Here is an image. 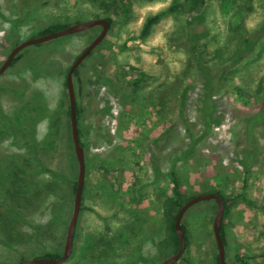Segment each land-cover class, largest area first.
<instances>
[{"label": "rangeland", "instance_id": "1", "mask_svg": "<svg viewBox=\"0 0 264 264\" xmlns=\"http://www.w3.org/2000/svg\"><path fill=\"white\" fill-rule=\"evenodd\" d=\"M39 1L0 0V66L15 46L53 23L114 18L73 75L86 180L74 250L62 264L165 260L158 244L168 235L164 200L174 194L172 172L187 196L218 189L231 200L226 263L264 264V31L251 47L240 45L248 30L264 26V0H210L195 13L169 11L147 36L146 19L168 10L172 0H130L128 13L119 16L114 7L104 10L102 3L112 0H47L32 7ZM239 11L246 15L245 32L229 24ZM193 18L212 54L206 72L187 47ZM101 31L98 25L29 45L0 74V264L63 254L79 174L66 145L72 125L65 80ZM126 62L147 73L141 87L117 81L118 65ZM208 75L218 78L210 128L203 106ZM216 213L215 199L186 211L188 242L175 264H219Z\"/></svg>", "mask_w": 264, "mask_h": 264}, {"label": "trees", "instance_id": "2", "mask_svg": "<svg viewBox=\"0 0 264 264\" xmlns=\"http://www.w3.org/2000/svg\"><path fill=\"white\" fill-rule=\"evenodd\" d=\"M209 1L210 0H172L171 6L169 7L168 10H163V11L154 13L146 19V21L144 22V25H143V32H142L143 36L149 35L151 32L152 26L154 24H156L161 19V17L164 14H166L167 12L171 11V12H175V13H189V14L195 13V12H198L203 7H205ZM46 2H47V0H40L38 3H34L32 7L44 5V4H46ZM102 4H103L104 10L106 12L110 11L112 9V7H114L116 10L115 14L118 16L120 15L121 12H123L124 14H127L128 11L130 10V0H121V1L112 0L110 2H103ZM105 18L110 22V28H111L113 23H114V18L113 17H105ZM229 24H230L231 29L235 28L236 30H243L244 32L247 31L246 30L247 27H246V15H245V13H243L242 11H239L237 13V16H235L234 19H231ZM67 26H69V25L63 24V23H58V22L53 23V24L47 26L44 30H42L38 36L43 35V34L56 32V31L61 30ZM187 28H188V35H187L186 41H187L188 50H189L191 56L193 57L194 61L198 65V67L202 71L206 72V71H208L209 63L212 61V54L210 53V51L208 49L209 43L206 40V32L204 30L199 29L197 18H193L192 20H189L188 24H187ZM263 31H264L263 25H261L260 28H256L254 31L248 30L245 33L244 38L242 37L243 39L242 40L240 39L241 41H243V43H241L240 45H244V46L248 45L249 47H251L252 44L255 41H257V39L260 37V35L263 33ZM14 60H13V62H14ZM78 68L75 69L74 75H76L78 73ZM69 69H68V71H69ZM146 76H147V73L145 71L140 70L135 65L127 63V62L119 64L117 71H116V78L118 79L117 81L121 82V84H123V85L133 86L134 88L135 87H141L146 81ZM100 80L108 82L112 86H115V87H117L119 85V84H112L111 81H109L110 79H105L103 77ZM217 82H218V78L216 75H213V76L208 75V77H205V80H204V89L208 93V95H207L208 99H207V101H204V103H203V106L205 108V110H204L205 111L204 121H205L206 125L208 126V128H210L212 125V122H213L212 118H213V112H214V105H213L212 100H211V92L213 91V88ZM65 85L67 86L66 80H65ZM187 90L188 89H186L184 91V95L187 94ZM185 104H186V98L183 99L182 114L185 110ZM67 114L70 117V107H68ZM76 118H77V122H78L80 141H81V144L83 145V147L86 149V145L82 140L83 132H82V129L80 126L81 110L79 109L78 106H76ZM256 120H257V117L250 118V123L247 124V126H246L248 136H249L248 139H249V143H250L248 145L249 149L246 151V155H245L246 157H248V155H247L248 153H251L249 151L251 150L250 148L253 146L252 145V143H253V135L252 134H253V129H254V125L256 123L255 122ZM165 136L166 135L162 134L160 137L155 139V144L157 143L159 145V138L165 139ZM66 145L68 146L69 149H72V151L74 152L72 154L71 161L73 160V165L75 163L74 167L77 168L78 167V160H77V157L75 156V148H74L73 140L71 137L66 138ZM244 163H246L245 160H244ZM249 171H250V168H247L246 174H249ZM171 175H172L173 193L174 194L166 197L164 200V210H165V215H166L168 226H169L168 227V235L165 238H163L160 241V243L158 244L159 250L161 251L162 257L164 259H166L167 257L171 256L172 254L176 253L179 249V243L180 242H179V237H178L176 229H175V221H176V218L178 217V213H179L180 209L189 199L198 195V194H194L192 196L185 195L180 190V182H179V178L176 175V173L172 172ZM76 186H77V181L74 184V191L75 192H76ZM210 191L218 192L222 196V198L224 200V204H225V215H224V218H225L227 216V213L229 210V202L231 200L221 190L211 189L207 192H210ZM83 197H84V194H83ZM82 202H83V199H82ZM81 209H82V207H81ZM182 227H183L184 232H185V239H186V246H187L188 238H187V234H186V228L183 224H182ZM221 235H222V238H223L224 243L226 245L224 220H223V223L221 226ZM44 256L45 257H59L61 255L56 254V253H46L40 257H44ZM217 260L219 263V256L218 255H217Z\"/></svg>", "mask_w": 264, "mask_h": 264}, {"label": "water", "instance_id": "3", "mask_svg": "<svg viewBox=\"0 0 264 264\" xmlns=\"http://www.w3.org/2000/svg\"><path fill=\"white\" fill-rule=\"evenodd\" d=\"M102 26V31L100 34L95 37V39L88 45L87 48L76 58L74 63L71 65L67 77V88L70 102V117H71V125H72V139L75 148L76 157L79 163V174L75 192V200L73 206L72 216L68 225L67 234L65 238V245L63 254L59 257H36L31 259H22L15 264H62L66 262L73 253L74 250V241H75V232L77 223L79 220L81 207H82V199L84 194L85 180H86V155L85 148L81 144L80 135L78 130V122L76 118V93L73 82V75L75 69L80 65V63L96 48V46L103 40L106 36L109 28L110 22L106 18H97L84 23H77L75 25H69L61 30L56 32L43 34L37 37H33L27 39L25 42L18 44L12 50L10 55L6 58L3 64L0 66V74L4 73L11 63L13 62L16 55L22 51L25 47L36 44L47 42L55 38H59L65 35H69L72 33L81 32L84 30H88L95 26ZM207 199H215L217 201V213L214 218V235L216 238L217 248H218V256H219V264H227L226 263V246L224 240L221 235V226L224 220L225 215V204L222 196L218 192H206L202 194H198L191 199H189L180 209L178 213V217L175 221V229L177 235L179 237V249L176 253L167 257L160 264H174L177 262L184 254L186 249V239L185 232L182 227V219L186 211L194 204L199 201L207 200Z\"/></svg>", "mask_w": 264, "mask_h": 264}]
</instances>
